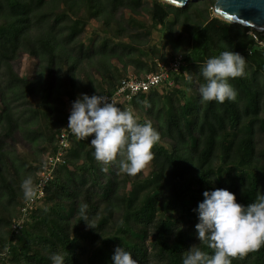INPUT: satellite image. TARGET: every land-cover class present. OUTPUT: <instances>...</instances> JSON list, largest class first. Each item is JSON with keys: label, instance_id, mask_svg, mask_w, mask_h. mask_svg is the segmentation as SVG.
Returning <instances> with one entry per match:
<instances>
[{"label": "trees", "instance_id": "trees-1", "mask_svg": "<svg viewBox=\"0 0 264 264\" xmlns=\"http://www.w3.org/2000/svg\"><path fill=\"white\" fill-rule=\"evenodd\" d=\"M213 4L0 0V264H51L52 253L112 264L118 245L137 264H181L192 244L212 253L194 230L205 190L226 189L242 205L264 193V32L213 17ZM228 49L245 59L244 75L229 80L237 96L201 103L200 68ZM178 56L167 81L116 103L159 133L153 159L127 175L94 158L91 137L71 133L44 198L12 232L28 201L21 181L34 185L56 153L77 95H112ZM230 259L264 264V243Z\"/></svg>", "mask_w": 264, "mask_h": 264}, {"label": "clouds", "instance_id": "clouds-1", "mask_svg": "<svg viewBox=\"0 0 264 264\" xmlns=\"http://www.w3.org/2000/svg\"><path fill=\"white\" fill-rule=\"evenodd\" d=\"M245 59L231 49L207 58L200 68L203 78L198 86L200 102L234 101L237 93L230 79L244 75ZM67 128L88 142L93 156L102 164L116 163L119 171L135 175L153 159L151 151L159 140V133L150 121L138 122L131 111L123 110L102 94L80 93L71 102ZM119 158V159H117ZM23 197L35 195L31 176L21 181ZM203 200L193 211L198 222L194 226L198 242H206L211 255L196 244L182 254L181 264H231L232 257L255 250L264 243V193L247 205L236 202L235 194L221 188L205 190ZM87 205H81L84 212ZM87 226L91 227L85 220ZM51 264H64L65 257L52 253ZM112 264H137L132 254L121 245L114 248Z\"/></svg>", "mask_w": 264, "mask_h": 264}, {"label": "built area", "instance_id": "built-area-1", "mask_svg": "<svg viewBox=\"0 0 264 264\" xmlns=\"http://www.w3.org/2000/svg\"><path fill=\"white\" fill-rule=\"evenodd\" d=\"M180 66V57H175L168 63H157L156 71L146 74L143 78L129 77L121 81L120 86L112 95H104L114 104L120 99H130L138 93H145L152 88L158 87L161 83L168 80L171 72H177ZM170 84V83H169ZM69 115V114H68ZM68 118V116H67ZM68 122V121H67ZM66 126L60 131L57 142V151L53 156H49L35 181L33 187L35 195L28 199L24 206L20 209L21 216L13 220L11 231L17 232L20 228L23 218L28 214L35 205L39 204L45 196V188L52 177L53 170L56 165L63 162L66 155L65 151L69 148L70 129Z\"/></svg>", "mask_w": 264, "mask_h": 264}, {"label": "water", "instance_id": "water-1", "mask_svg": "<svg viewBox=\"0 0 264 264\" xmlns=\"http://www.w3.org/2000/svg\"><path fill=\"white\" fill-rule=\"evenodd\" d=\"M176 8L200 0H159ZM212 16L229 24L264 32V0H213Z\"/></svg>", "mask_w": 264, "mask_h": 264}, {"label": "rangeland", "instance_id": "rangeland-1", "mask_svg": "<svg viewBox=\"0 0 264 264\" xmlns=\"http://www.w3.org/2000/svg\"><path fill=\"white\" fill-rule=\"evenodd\" d=\"M28 66H30L29 62L25 58H23L21 60L20 73H23L25 71V69L28 68ZM146 172H147V169L144 170V173H146Z\"/></svg>", "mask_w": 264, "mask_h": 264}]
</instances>
